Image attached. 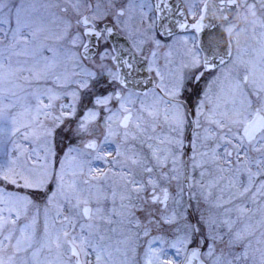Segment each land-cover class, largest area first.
<instances>
[{"label":"snow or ice","instance_id":"snow-or-ice-1","mask_svg":"<svg viewBox=\"0 0 264 264\" xmlns=\"http://www.w3.org/2000/svg\"><path fill=\"white\" fill-rule=\"evenodd\" d=\"M240 6L0 0V264H264V31L241 69L212 23Z\"/></svg>","mask_w":264,"mask_h":264},{"label":"rangeland","instance_id":"rangeland-1","mask_svg":"<svg viewBox=\"0 0 264 264\" xmlns=\"http://www.w3.org/2000/svg\"><path fill=\"white\" fill-rule=\"evenodd\" d=\"M14 2L18 3L19 0H14ZM26 2L35 5V11L34 12H32L31 9L29 10L30 12H32L34 18L51 20L53 18V14L60 15L59 9L45 8L44 5L45 4H54V3L63 4L65 2V0H26ZM260 14L264 15V11H262ZM0 15H2V13H0ZM11 26L15 27L14 18L12 20V25ZM0 27H4V26L0 25ZM51 27L53 28V30H55V26L54 25H52ZM252 38H254V36ZM41 39H43V37H41ZM45 43H47L48 46H51V47H58V45L56 44L55 40H48ZM21 47H23V46H21ZM259 48H260V45L256 43V40L251 42L249 45L246 44L245 53H244V60L247 61L249 59H252L253 61H255L256 60V55H257V52H258ZM241 53H240V55L242 57ZM43 55L44 56H51V53L48 52L47 50H45L43 52ZM16 59H19L21 61L27 60L28 64L33 63V60H32L31 57H25V56H21V57H18V58L14 57L13 58L14 62H15ZM262 68H264V64L256 63V66L254 68V72L256 73L257 76L260 75V72H261ZM24 75H28V73H24ZM19 111H21V109H19V108L13 110V112H19ZM9 115H10V113L6 112L2 117H0V124H2L4 126H7ZM13 140H15L17 143L20 142L18 137L8 138L6 140H0V159L5 158V154L6 153L14 152L15 149H14ZM94 195H99L102 198L105 195V193L104 192H98V193L94 192ZM107 207L108 208L112 207L111 202H109L107 204ZM116 207H117V209H119V200L118 199H117ZM112 218H113L114 221L118 220V217H116L115 215H113ZM118 227H119V225L117 223H113V224L101 223V229L102 230H107L106 234L112 238V241H115L118 238V233L111 232V229L118 228ZM106 243H107V241H106Z\"/></svg>","mask_w":264,"mask_h":264},{"label":"flooded vegetation","instance_id":"flooded-vegetation-1","mask_svg":"<svg viewBox=\"0 0 264 264\" xmlns=\"http://www.w3.org/2000/svg\"><path fill=\"white\" fill-rule=\"evenodd\" d=\"M249 2H252V0H249ZM257 16L264 17V15L260 14L262 11L260 10V6L257 5ZM240 23L236 29H234L227 37H225V33L220 31L218 28L216 30V36L221 38L222 40L230 38L232 40V55L235 61H237V66L241 67L239 65V60L242 58L244 60V53H245V46L246 44H250L251 42L256 40V43L260 45V33L264 31V29L261 28L260 23L257 20V16L251 15L247 8L245 7L243 0H241V6H240ZM222 19V17L217 16L215 19H213L212 23L218 24V25H224L219 20ZM207 23V21H206ZM254 36V38H252ZM259 38V39H258ZM246 41V42H245ZM254 44V43H253ZM242 47V48H241ZM240 48V49H239ZM242 52V53H241ZM242 54V57L240 55ZM164 52H161L160 57V63L164 64ZM173 59L178 62V57L173 56ZM173 67H177L176 64L173 65ZM232 67L231 65L229 66ZM235 74V71H233V75ZM156 79V78H155ZM158 83L159 79H156Z\"/></svg>","mask_w":264,"mask_h":264},{"label":"water","instance_id":"water-1","mask_svg":"<svg viewBox=\"0 0 264 264\" xmlns=\"http://www.w3.org/2000/svg\"><path fill=\"white\" fill-rule=\"evenodd\" d=\"M229 17L231 18L230 23L228 22V28L226 29V31H228V33H230L234 27H236L238 25L239 22V12L238 14H233V13H229ZM155 83V80L153 81ZM149 87H152V85H149Z\"/></svg>","mask_w":264,"mask_h":264}]
</instances>
